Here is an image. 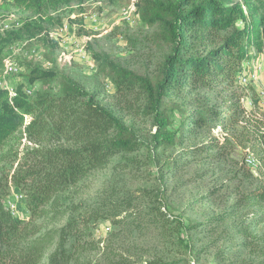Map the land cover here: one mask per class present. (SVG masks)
Here are the masks:
<instances>
[{
	"label": "trees",
	"instance_id": "16d2710c",
	"mask_svg": "<svg viewBox=\"0 0 264 264\" xmlns=\"http://www.w3.org/2000/svg\"><path fill=\"white\" fill-rule=\"evenodd\" d=\"M6 1L0 11L14 5ZM138 9L158 32L120 28L137 60L124 66L99 56L98 72L114 85L117 106L151 117L146 139L67 74L54 90L49 73L33 68L41 81L35 93L23 85L0 90V163L11 164L29 211L17 216L6 206L0 181V264H191L203 256L211 264H264V110L252 82L240 84L243 64L262 49L253 26L264 23V0H138ZM162 43L156 56L153 46ZM45 55L52 62L50 50ZM143 150L155 187L134 186ZM116 156L109 183L78 197L82 182ZM192 162L226 170L200 196L223 201L205 222L186 223L167 196L168 179ZM105 223L109 232L99 237ZM194 233L209 238L199 251Z\"/></svg>",
	"mask_w": 264,
	"mask_h": 264
},
{
	"label": "rangeland",
	"instance_id": "374dc122",
	"mask_svg": "<svg viewBox=\"0 0 264 264\" xmlns=\"http://www.w3.org/2000/svg\"><path fill=\"white\" fill-rule=\"evenodd\" d=\"M2 1L0 0V3ZM6 2H14V5L8 10L0 11V90L13 92L23 85L24 90L35 93L41 81L32 78L33 75L30 76L33 68H41L49 73L51 86L54 90H58L59 74L64 73L81 82L88 91L98 92L99 101L123 116V122L133 126L144 139L150 131L154 132L151 117L145 118L143 115L136 117L127 109L117 106L114 85L98 72L99 56L106 55L124 66H131L137 60L135 51L122 37L120 28H128L132 32L140 31L142 36L145 33L158 32L157 26L149 27L142 24L138 0H19L16 2L7 0ZM41 4H46V7ZM123 8H126L128 15L131 16L130 22L126 20ZM64 21L70 24L71 35L61 47L55 42L52 34L57 32ZM5 23H9L8 29L4 28ZM245 24V21L240 22L241 27ZM253 28L262 35V49L256 61L246 62L243 66L247 71H255L257 74L252 84L258 92L262 105L264 104V23L259 21ZM52 42L58 46L50 45ZM49 50L50 54H53L52 62L45 55ZM153 50L156 56H159L166 50L165 44H154ZM9 62L17 68L16 71L7 68ZM250 102L251 99L247 98L246 104ZM146 158L144 150L138 154L137 161L142 162L143 165L138 175L132 177L134 186L158 185L153 179L156 168L144 162ZM120 160L121 157L116 156L108 168L95 171L84 180L78 197L86 198L102 190L115 176L114 164ZM252 169L258 174L259 167ZM207 170L209 172L205 176L199 177L200 172ZM11 171L10 163H0V181L7 192L6 206H10L12 202L15 205L13 209L15 215L28 216L25 194L12 181ZM225 174L224 167L216 166L214 163L210 162V165H206L192 162L176 177L168 179L167 196L174 214L180 215L186 223L205 222L209 217L216 215L220 206H223L221 195L216 199L213 197L201 199L200 196L211 186L220 184ZM127 182L132 183V180ZM20 194L23 198L17 199ZM108 232L109 224L105 223L97 229L96 234L105 237ZM203 236L194 233L190 240L198 251L209 240V238H205L204 241L199 240ZM191 264H211L210 257L203 256L200 262L192 260Z\"/></svg>",
	"mask_w": 264,
	"mask_h": 264
},
{
	"label": "built area",
	"instance_id": "2783aa9c",
	"mask_svg": "<svg viewBox=\"0 0 264 264\" xmlns=\"http://www.w3.org/2000/svg\"><path fill=\"white\" fill-rule=\"evenodd\" d=\"M123 13L126 14V20H127L128 22H130V21H131V16L128 15V11H127L126 8H123ZM9 27H10L9 23H5V24H4V28H5V29H8ZM70 31H71V29H70V24H69L67 21H64L63 24H62V26L57 30V32H55L54 34H52V37H53V38L58 42V44L62 47L63 44H64V41H65V43H66V41H67L68 39H70V38H69V35H71ZM7 68H8L9 70H12V71H14V70L16 71V70H17V68H16L12 63H10V62H9V65L7 66ZM256 76H257V74H256L255 71L252 72V71H247V70H245L244 74L242 75V77H241V79H240V84L243 85V86H246V85H248L250 82H253L254 79L256 78ZM28 93H29V94H32V91L29 90ZM247 105H249V104H247ZM246 163H247L251 168H253V167L258 168V167H259V164H260L259 161H257V160L252 156V154L249 152V150H247ZM20 198H21V199L23 198V195H22V194H20V195L17 196V199H20ZM8 207L14 212V210H13L14 207H15L14 203L10 202V206H8ZM107 229H108V228H107Z\"/></svg>",
	"mask_w": 264,
	"mask_h": 264
},
{
	"label": "crops",
	"instance_id": "0c3cea01",
	"mask_svg": "<svg viewBox=\"0 0 264 264\" xmlns=\"http://www.w3.org/2000/svg\"><path fill=\"white\" fill-rule=\"evenodd\" d=\"M261 106H262V109L264 110V104H262Z\"/></svg>",
	"mask_w": 264,
	"mask_h": 264
}]
</instances>
